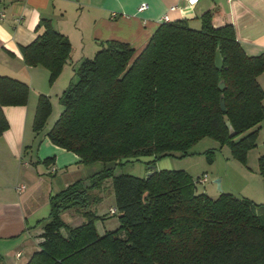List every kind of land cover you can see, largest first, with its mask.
I'll use <instances>...</instances> for the list:
<instances>
[{
	"label": "trees",
	"instance_id": "trees-1",
	"mask_svg": "<svg viewBox=\"0 0 264 264\" xmlns=\"http://www.w3.org/2000/svg\"><path fill=\"white\" fill-rule=\"evenodd\" d=\"M42 28L22 54L28 66L46 68L53 85L72 61L73 46L50 20L43 19L38 31ZM218 48L222 69L215 63ZM263 73L264 53L248 56L234 25L215 26L212 13L203 15L200 30L186 20L162 23L139 54L129 44L108 41L85 58L77 81L60 98L64 109L48 137L83 165L116 167L123 160L153 157L152 171L155 161L174 152L187 155L206 136L246 163L264 122V90L258 82ZM29 93L27 84L0 77V137L9 128L2 108L26 105ZM52 110L41 95L36 133L45 129ZM115 167L51 196L50 216L40 222V249L25 264H264V215L258 213L264 204L232 193L217 199L198 194L183 170L156 169L139 178L116 175ZM259 169L264 182V155ZM110 189L120 227L101 235L95 208ZM70 209L85 222L66 224L62 214Z\"/></svg>",
	"mask_w": 264,
	"mask_h": 264
},
{
	"label": "crops",
	"instance_id": "crops-1",
	"mask_svg": "<svg viewBox=\"0 0 264 264\" xmlns=\"http://www.w3.org/2000/svg\"><path fill=\"white\" fill-rule=\"evenodd\" d=\"M144 3L149 8L140 12ZM173 7L176 10L172 11ZM208 12L215 26L234 25L248 56L264 53V0H199L193 7L181 0H0V77L19 80L30 88L26 105L2 108L9 128L0 137L1 264H25L40 249L44 226L40 222L50 216L51 196L115 167L103 162L80 164L76 154L56 146L48 137L56 123L51 119L57 112L58 120L64 109L60 108V98L73 83L71 67L81 64L86 52H97L108 41L129 44L139 54L164 16L171 22L186 20L191 28L200 30L202 17ZM43 19L50 20L73 46L72 61L53 85L49 83L50 72L41 66H28L22 54V47L43 32V28L38 31ZM258 82L264 90V73ZM41 95L49 98L53 110L45 129L36 133L33 125ZM261 131L260 125L258 139ZM257 146H261L259 160L264 155V141ZM245 197L264 204L263 178L257 194ZM112 210L116 207L110 209L111 215ZM96 226L101 235L110 231L103 219Z\"/></svg>",
	"mask_w": 264,
	"mask_h": 264
},
{
	"label": "rangeland",
	"instance_id": "rangeland-1",
	"mask_svg": "<svg viewBox=\"0 0 264 264\" xmlns=\"http://www.w3.org/2000/svg\"><path fill=\"white\" fill-rule=\"evenodd\" d=\"M97 52H86L87 58H92ZM82 63V62H81ZM80 64L71 67L73 73L72 82L77 81V71ZM75 69V72L73 71ZM72 75V74H71ZM69 77V74L67 75ZM68 81V79H67ZM70 81V80H69ZM264 101V100H263ZM62 109L63 106L61 105ZM51 119V123L57 121V112ZM262 131L259 142L264 141V122L261 124ZM259 137V136H258ZM262 146V145H261ZM261 146L250 150L247 155L246 163L233 158L231 149L228 146L222 147L220 143L209 136L200 139L188 149L187 155L181 152H174L172 155L155 161L154 166L158 171L161 170H183L191 176L196 184L198 194L205 193L213 199H217L221 193H233L236 196L245 197L252 193L257 194L260 190L261 173L259 169L258 152ZM258 147V148H257ZM212 152L213 163L208 162V154ZM153 157H142L138 160H123L121 164L115 167V174L133 175L139 178H146L149 172V162L154 161ZM207 176V182L202 184L198 178ZM220 181V186L216 181ZM259 184V186H258ZM108 195L96 207L97 214L103 219V222L110 231H115L120 227L119 216L111 215L110 209L115 207V197L111 189ZM112 213V211H111ZM260 215H264V207L258 210ZM63 221L77 227L85 222L82 215L73 210H68L62 214Z\"/></svg>",
	"mask_w": 264,
	"mask_h": 264
},
{
	"label": "water",
	"instance_id": "water-1",
	"mask_svg": "<svg viewBox=\"0 0 264 264\" xmlns=\"http://www.w3.org/2000/svg\"><path fill=\"white\" fill-rule=\"evenodd\" d=\"M215 63H216V67H217L218 69H222V68L224 67V58H223V56H222V53H221L220 48H218L217 51H216V59H215ZM225 87H226L225 82H223V81L220 82L219 89H220V90H224ZM221 108H222L223 111L226 110L224 95H222ZM227 126H228V128H229L230 135H231L232 137L235 136L236 132H235V130H234V128H233V126L231 125L230 122L227 123ZM155 170H156V168H155V167H152V171H149V172H148V175H147L146 178H149V177L153 174V172H154ZM216 183L220 186V181H219V180H217ZM0 264H1V263H0Z\"/></svg>",
	"mask_w": 264,
	"mask_h": 264
},
{
	"label": "built area",
	"instance_id": "built-area-1",
	"mask_svg": "<svg viewBox=\"0 0 264 264\" xmlns=\"http://www.w3.org/2000/svg\"><path fill=\"white\" fill-rule=\"evenodd\" d=\"M181 1L184 4H186L188 6H191V7L195 6L199 2V0H181ZM148 8H149V5L147 3H144V4H142L139 7V11L142 12V11L147 10ZM174 10H176V7H173L172 8V11H174ZM161 22L168 23V22H171V20H170V18L168 16H164L162 18V21ZM198 182H200L202 184L206 183L207 182V176H205L204 178H201ZM18 189L21 190V189H24V187L18 188ZM112 213L115 214V211L113 210Z\"/></svg>",
	"mask_w": 264,
	"mask_h": 264
}]
</instances>
